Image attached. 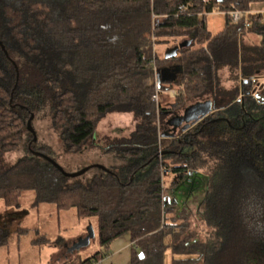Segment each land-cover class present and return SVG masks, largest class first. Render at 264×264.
Listing matches in <instances>:
<instances>
[{
	"label": "trees",
	"instance_id": "1",
	"mask_svg": "<svg viewBox=\"0 0 264 264\" xmlns=\"http://www.w3.org/2000/svg\"><path fill=\"white\" fill-rule=\"evenodd\" d=\"M254 3L264 0H0V201L20 207L32 190L33 208L98 217L101 249L63 264L103 259L124 234L132 264H167L168 252L171 264H264V124L227 112L264 99V88L249 90L264 75V11ZM216 12L225 25L213 32L207 16ZM251 33L262 40L247 46ZM179 38L190 45L158 57L155 45ZM172 89L174 101L160 106ZM207 104L206 114L183 117ZM112 113L132 114L136 128L97 144ZM46 114L59 151L41 144L35 122ZM86 148L111 159L112 172L67 177L33 153L76 172L86 164L70 159ZM9 234L0 224V247Z\"/></svg>",
	"mask_w": 264,
	"mask_h": 264
},
{
	"label": "rangeland",
	"instance_id": "2",
	"mask_svg": "<svg viewBox=\"0 0 264 264\" xmlns=\"http://www.w3.org/2000/svg\"><path fill=\"white\" fill-rule=\"evenodd\" d=\"M260 10L264 11V3L252 4V11ZM207 20L209 28L213 32L222 30L225 25V15L223 13L208 14ZM261 40V36L253 33L243 37V42L247 46H254ZM181 41H183V39L179 38L176 41H171L169 44H157L155 45V53L158 57L163 58L166 56L167 52L173 51ZM228 73L227 71L226 73L224 72L222 74L223 77L229 75ZM225 84L231 85L232 83L226 82ZM262 88H264V75H258L256 83L249 90H252V94H260ZM175 95L176 94L165 90L157 97V102L160 103V106L169 107L170 103L174 101ZM260 96L256 95V101L252 103V106L239 102L230 106L227 112L230 113V115H235L236 112L243 109L242 120L250 118L251 115H253L260 118L264 124V99ZM35 125L41 132V144L54 142V148L59 151L61 145L55 140L56 135L51 125L50 115L46 114L40 117L36 120ZM135 128L136 121L132 114L112 113L102 121L95 141L97 144L105 145L106 139L110 140L116 137L128 136ZM168 144L169 142H166L164 146ZM91 149L92 148H86L82 153L75 155L73 157L74 159H70V164L80 161L85 163L86 167L92 164L112 165L113 161L111 159L99 158L100 152L97 150L94 151L93 149L95 148ZM83 168H85V166L79 167V170ZM94 173V171L87 173L85 178L91 177ZM34 201L35 192L27 190L22 194L20 207H4L2 206L3 204H1L0 224L8 227L10 229V234L8 237L9 243L0 247V264H39L45 262L50 250L53 248L56 250L57 246L63 249H61L62 251L60 254L56 255V258L64 259L66 256L71 258L75 256V253L68 255L67 248L65 249V247H63L64 244L66 243L67 246L73 245V243L77 242L79 239L78 234L82 233V236L87 235L90 227H93L96 236L91 239L90 245L86 249L80 251L81 258H88L101 248L99 242L98 217H92L88 220L81 219L77 217L74 209L62 211L58 214L56 207L52 204L33 208L32 205ZM198 203L197 199H192L190 201L191 208L196 209ZM18 227L30 228V230L26 234L19 233ZM43 235L50 239L49 243L43 239ZM58 258L56 260H58ZM166 262L167 264H171V252L167 253Z\"/></svg>",
	"mask_w": 264,
	"mask_h": 264
},
{
	"label": "water",
	"instance_id": "3",
	"mask_svg": "<svg viewBox=\"0 0 264 264\" xmlns=\"http://www.w3.org/2000/svg\"><path fill=\"white\" fill-rule=\"evenodd\" d=\"M2 45V48L3 50L5 51L6 55L9 57V59L14 63L15 67L17 68V65L15 63V61L9 56L8 54V51L6 50L5 46L1 43ZM187 45H190V42H182L180 43L177 47H175L173 49V51H170V52H167L166 53V57H169L170 55H176L178 50L184 46H187ZM206 108H207V111H206ZM210 109V105L207 104V105H197L195 107H192L190 109H188L184 115V118H188V119H192L200 114H206L208 112V110ZM34 118V114L31 115L29 121H28V126H29V129L34 133V140H37V134H36V131L34 129V127L32 126V120ZM33 153L39 157H42L44 159H46L47 161H49L50 163H52L58 170H60L65 176L67 177H77V176H80L82 175L83 173H85L86 171H88L89 169L91 168H101V169H104L105 171H108V172H112L109 168H107L106 166L102 165V164H92V165H89L79 171H76V172H68L66 170L63 169V167L56 161L54 160L52 157L48 156L47 154L45 153H42L40 151H34L33 150ZM96 234L94 233V229L93 227H90L89 229V235L85 238H80L78 242H75L73 244V247H71V251H74V250H80L81 248L85 247V246H88L90 240L92 238H95ZM140 256L143 258L144 257V254L143 253H140Z\"/></svg>",
	"mask_w": 264,
	"mask_h": 264
},
{
	"label": "crops",
	"instance_id": "4",
	"mask_svg": "<svg viewBox=\"0 0 264 264\" xmlns=\"http://www.w3.org/2000/svg\"><path fill=\"white\" fill-rule=\"evenodd\" d=\"M216 13H221V12H216ZM0 202H2V203H0V206H1V204H3L2 206L6 207L4 205L3 201H0ZM81 234H78L79 239L87 237L89 235V231L87 232V235H85V236H82ZM79 239H78V241H79ZM89 245H90V242H89L88 246ZM88 246H85V247L81 248L80 250H77V249L74 250L75 256H73L71 258L69 256H66V258H64V259L57 257L58 260H56L57 259L56 255L60 254V252L62 251L61 249H63L62 247L57 246L56 250H54V248L50 250V253H48V255H47L48 257L46 258V261L41 262L39 264H63L67 260L74 259L76 257V255H80V251L86 249ZM63 247H65V249L67 248L66 249L67 254H70V252H72L70 249H71V247H73V245L67 246L65 243ZM133 250H134V242H133L130 234H124V235L116 238L111 243L110 252L105 258L102 259V264H132Z\"/></svg>",
	"mask_w": 264,
	"mask_h": 264
},
{
	"label": "built area",
	"instance_id": "5",
	"mask_svg": "<svg viewBox=\"0 0 264 264\" xmlns=\"http://www.w3.org/2000/svg\"><path fill=\"white\" fill-rule=\"evenodd\" d=\"M232 15H233V21H238L241 17V12L235 11ZM170 92H172L173 94H176V90L174 89L170 90ZM92 264H102V259H99L93 262Z\"/></svg>",
	"mask_w": 264,
	"mask_h": 264
}]
</instances>
